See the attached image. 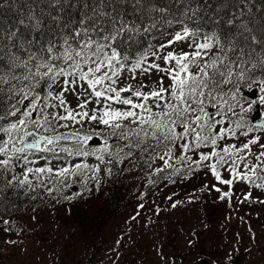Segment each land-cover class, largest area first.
<instances>
[{
	"label": "snow or ice",
	"instance_id": "1",
	"mask_svg": "<svg viewBox=\"0 0 264 264\" xmlns=\"http://www.w3.org/2000/svg\"><path fill=\"white\" fill-rule=\"evenodd\" d=\"M51 2L57 5L67 0ZM133 2L135 5L144 4V0ZM106 3L110 0H99V7L91 9L92 15L82 19L80 27L63 33L58 41L43 40L42 20L34 13L27 17L28 23L24 20L19 22L31 29V39H27L19 29L5 32L0 28V104L6 105V111L0 110V198L9 189L23 191L25 196L32 194V199H36L38 189H44L49 195L54 190L62 193L70 187L68 181L72 177H84L88 173H91L90 179L99 184L97 174L101 171L100 165L113 161L120 163L132 156L134 150L148 153L152 160L158 157L166 168L171 167L169 160L175 158L176 147L182 150L179 158H175L177 163L185 161L189 171L193 165L208 167L216 181L229 186L228 192L215 188L221 200L232 196L231 186L237 181L264 189V142H261L264 138V119H246L243 124L236 123L235 128L219 127L214 131L225 121L212 120L205 111L206 101H215L221 109L227 104L229 112L240 103L237 98L242 91L239 83L234 86L236 91L231 95L235 104L226 100L221 104L217 99V89L222 84H231L235 75L250 90L253 84L257 85L258 99L249 101L243 112L246 117L252 113L260 115L259 107L264 105V18H261L258 29L253 27L257 20L252 15L254 0H237L239 11L227 21L235 32L226 43L225 37L216 33L205 34L202 42H198L200 34L184 27L166 44H161L156 52L186 39L192 40L189 47L194 48L191 53L169 51L162 57L153 52V56L170 65L166 68L155 62L142 67L146 56H141L131 67L125 63L129 58L121 55L115 44L121 36L139 32L140 27L105 11ZM145 10L149 13L166 12V9L154 6ZM190 11L195 15L197 10ZM257 32L260 34L257 35ZM35 33H40V36ZM213 48L219 54L201 63ZM230 53L236 55V60H230ZM232 65H235V70ZM137 69L142 73L152 69L163 72L171 83L166 85L164 77H160L150 91L143 90L146 87L144 84L135 90L132 85L119 89L115 87L122 71L134 73ZM208 69L214 71L209 73ZM42 85L47 89L43 93L40 91ZM57 88L59 91H55ZM67 93L76 96L78 111L69 106ZM121 93H130L139 102L122 97ZM93 102L97 105L103 102V106L92 108L89 112L86 109ZM113 104L127 107L115 108ZM217 115L223 116L224 113L221 111ZM61 121L77 125L97 123L103 125L104 130L84 135L79 130L74 131L71 135L76 137V144L66 148L56 143L67 138L62 134H42L54 132L55 127H69V123ZM240 128L245 129L240 133L244 137H249L252 132L262 135L250 137L242 145L228 144L217 150L218 142L226 138L234 139L236 129ZM93 135L103 136L104 139L103 146L94 150L85 147ZM112 139L117 143L109 144ZM253 146L260 149L254 157ZM202 147H211V151L207 154L201 152L198 160L186 155ZM33 150L51 152L54 159L58 158L55 155L57 151L66 152L70 157L93 156L99 163L91 166L81 162L55 169L48 165L31 167L29 165L36 164L35 159L29 158L35 154ZM161 151L162 155L159 154ZM213 160V163L204 164ZM225 166L231 176L229 179H223L219 171ZM18 168L22 171H17ZM107 171L111 174L110 168ZM161 171L163 169H156V172ZM250 197L251 193L245 194L244 200Z\"/></svg>",
	"mask_w": 264,
	"mask_h": 264
},
{
	"label": "rangeland",
	"instance_id": "2",
	"mask_svg": "<svg viewBox=\"0 0 264 264\" xmlns=\"http://www.w3.org/2000/svg\"><path fill=\"white\" fill-rule=\"evenodd\" d=\"M178 32L171 30L161 34L144 55L147 59L142 67L155 62L166 68L170 65H165L156 56L162 57L169 51L176 54L193 52L194 48L189 47L191 39L176 42L156 52L161 44H166ZM153 52H156V56L152 55ZM126 64L131 67L134 63ZM160 77H164L166 85L171 83L165 73L155 69L148 73H142L139 69L134 73L125 70L115 87L119 89L132 85L135 90L144 84L146 87L143 90L150 91L158 84ZM129 98L139 102L131 95ZM66 99L71 108L79 110L75 95L67 93ZM102 106L103 102L100 105L93 102L86 110L91 112L92 108ZM260 110L264 115V105L260 106ZM70 125L71 128L78 126ZM244 130H236L234 139L226 138L218 142L217 150L228 144L239 146L250 137L262 135L252 132L249 137H244L240 135ZM261 142H264V138ZM204 150L209 153L211 148ZM258 151L259 147L253 146L252 156ZM32 159L37 161L38 166L45 164L43 159ZM154 165L153 168L163 166ZM226 168L219 170L223 179L231 178ZM174 183L135 197L131 203L123 206L109 219L102 237L95 240L93 248H87L83 243L76 226L72 225L74 228H71L70 223L64 224L65 208L52 204L39 205L33 211L23 208L21 213L10 215L2 223L0 264H188L200 258L207 259L211 264H264V203L260 202L264 201V189H257L242 181L234 182L231 186L232 196L225 198L232 207V213L223 207L209 219V215L203 217L199 205L190 201L192 199L186 192L204 185L209 194L216 197L220 193L215 188L228 192L229 186L216 181L209 169L189 178H180ZM248 193H251V197L245 201L244 196ZM174 204L181 205L173 207ZM231 258L233 262H229Z\"/></svg>",
	"mask_w": 264,
	"mask_h": 264
},
{
	"label": "trees",
	"instance_id": "3",
	"mask_svg": "<svg viewBox=\"0 0 264 264\" xmlns=\"http://www.w3.org/2000/svg\"><path fill=\"white\" fill-rule=\"evenodd\" d=\"M148 6L166 9V12L149 13L145 10ZM93 7H99V0H67L66 3L62 2L57 5H53L51 0H0V28L5 32L19 29L20 33H23L27 39H31L33 34L31 29L24 27L19 22L24 20L25 23H28L27 17L30 13H34L42 20L41 32L43 33V40L58 41L63 33H70L72 29L80 27V21L86 16L92 15L91 9ZM190 9H196V14L193 15ZM104 10L124 19L130 25H139V32L121 36L120 40L115 44L121 55L129 58L125 63H135L139 56L150 46L154 37L172 28L183 29L187 27L190 31L199 33L201 38L205 34L216 33L225 37L226 43L227 38L235 32V28L229 25L227 21L234 13L239 11V7L237 0H144L143 5H135L133 0H110V3H106ZM252 15L257 18L253 27L258 29L261 24V18H264V0H254ZM145 29L147 30L145 31ZM259 34L257 32V35ZM35 35L39 37L40 33H35ZM241 44H243V41H241ZM217 54H219L218 50L213 48L201 63L214 59ZM229 58L230 60H236V55L230 53ZM232 67L235 70V65H232ZM195 70L193 69V71ZM208 71L212 73L214 70L208 69ZM237 83L240 84L242 91L237 94L240 103L235 105L233 111H227V104L221 109L220 105L216 104L215 101H206V106L215 104L218 107V111L224 113L221 116V119L225 121L222 127L235 128L236 123H245L246 119H248L243 112V109L247 107L245 105L248 100L246 93L253 89L258 90L255 84L251 86L250 90L247 84L238 81L234 75L231 84H222V87L217 89V99L221 104L225 100L228 103L235 104L231 95L236 91L234 86ZM46 90V86L42 85L40 91L43 93ZM226 93L228 95L225 96ZM0 110L6 111V105L0 104ZM229 120L233 121V123L229 124ZM93 125L95 126L92 128ZM77 130H86L87 132L101 131L104 130V126L85 122ZM178 131H181V129H178ZM99 137L102 140L101 144L97 146L88 145L86 147L93 150L102 147L104 139L103 136ZM114 143H117L115 139L109 140V144ZM120 143L123 142L121 141ZM69 147L72 148L73 146L69 145ZM204 149L205 147L198 149L199 154L208 152V150ZM159 154L162 155L163 152L161 151ZM181 154L182 150L176 147L173 156L176 158ZM55 155L58 157L57 159L53 158V153L44 152L47 161L67 162L65 166L81 162L95 166L99 163L93 156L70 157L66 152L62 151L56 152ZM186 155L192 156V152H188ZM157 158L152 160L148 153L134 150L132 156L120 163L113 161L111 164L100 165L101 171L97 174L99 184L95 180L90 179L91 173L84 177H72L68 183L74 184L78 188L80 196L84 194L81 197L76 194L69 196L57 195L55 190L49 195L44 189H38L36 199H32V194L25 196L23 191L17 192L9 189L5 196L0 198V201H2L0 202V216L17 214L23 205L31 207L48 204L58 205L60 208H65L67 212L65 215L66 223L64 224H71V228L76 226L80 231L83 243L87 248H93L95 247V240L102 237V231L109 219L123 206L132 202L134 194L140 186L143 187L141 195L148 194L155 189L162 188L165 183L173 182L181 175H191L193 171L198 172L202 168L189 171L187 165L182 168V161L177 163L174 158L169 162L171 167L166 168L163 165V167H158V169H163L161 172L150 171V168L155 166L154 163H157ZM107 159L108 157L105 156L106 161ZM204 163L207 162L205 161ZM32 167L42 166L34 165ZM109 168L111 169V174L107 171ZM176 169L179 171H176ZM17 171H22V168H18ZM72 180L76 182L72 183ZM48 186L53 187V185ZM66 189L68 188L63 191H67ZM209 193L202 185L196 186L187 192L192 199L190 201L195 205H199L203 217L209 215V219H212L214 214L218 213L223 207L226 211L232 213L230 203L225 201V199L221 200L220 195L214 197ZM64 197H71V199H64ZM178 205L181 204H176V206ZM233 261V258L229 260V262Z\"/></svg>",
	"mask_w": 264,
	"mask_h": 264
},
{
	"label": "water",
	"instance_id": "4",
	"mask_svg": "<svg viewBox=\"0 0 264 264\" xmlns=\"http://www.w3.org/2000/svg\"><path fill=\"white\" fill-rule=\"evenodd\" d=\"M122 95L124 96V95H126V94H125V93H122ZM211 113H212V111H211L209 114H211ZM252 119H253V120H256V119H263V117H259V116H258V113H257V114L254 113ZM212 120H216V118H213ZM59 134H62L63 136L67 137L66 139H62V140H59V141H71V140L76 139V137H73V136L71 135L72 132H63V133H59ZM91 142H92V143H95V142H96L95 138H92V139H91ZM190 264H210V263H209L206 259L201 258V259H199V260H197V261H194V262H192V263H190Z\"/></svg>",
	"mask_w": 264,
	"mask_h": 264
}]
</instances>
